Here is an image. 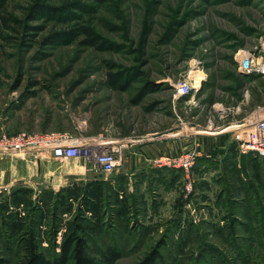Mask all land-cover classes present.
I'll return each mask as SVG.
<instances>
[{"label": "rangeland", "instance_id": "374dc122", "mask_svg": "<svg viewBox=\"0 0 264 264\" xmlns=\"http://www.w3.org/2000/svg\"><path fill=\"white\" fill-rule=\"evenodd\" d=\"M33 1L14 0L7 11L23 21ZM45 1L79 4L70 13L81 20L29 22L30 38L3 32L0 139L91 138L113 148L118 165L109 175L93 169L57 189L38 163L21 179L20 165L42 160L37 153L8 155L14 172L11 183L0 180V259L17 264L28 232L51 258L77 223L88 225L94 257L108 245L120 250L115 264H136L154 250L155 264H264V156L242 154L232 132H224L264 116V77L256 67L264 62V0ZM84 24L113 50L86 47L83 38L45 42ZM121 72L122 79L133 75L125 92L108 83V75ZM182 83L186 94L177 91ZM144 86L151 92L134 104ZM193 130L203 133L197 141L213 160L188 172L150 165L134 178L130 148L117 149L149 133L179 132L192 143ZM79 162L76 171L90 164Z\"/></svg>", "mask_w": 264, "mask_h": 264}, {"label": "trees", "instance_id": "16d2710c", "mask_svg": "<svg viewBox=\"0 0 264 264\" xmlns=\"http://www.w3.org/2000/svg\"><path fill=\"white\" fill-rule=\"evenodd\" d=\"M12 1L14 0H0V39H4L3 32L9 30L17 32V34H19L21 30L25 33L24 36H29L30 38L29 30H35V27L26 25L29 22H37L48 18L57 20L60 23H70L74 18H77L76 20H81L79 17L70 13V7L79 4L71 2L60 7H51L47 5L45 0H35L26 10L25 19L21 21L7 11L9 3ZM147 34L148 29L145 28L143 30L144 37ZM79 38H83L81 44L98 51H111L115 47L112 42L106 40L95 32L91 26L85 24L54 33L49 38L45 39V42L67 45L77 41ZM25 40L29 41V39H24V42H26ZM124 74L125 73L121 72L108 75V83L112 89L123 92L129 89L131 85L130 78L133 75L126 74L127 76L122 79ZM149 92H151V90L147 86L141 87L136 98L132 102H134V104L140 103L142 98ZM90 193L93 196V191H90ZM68 194L70 193L68 192ZM90 205H92V197H89L86 202L88 210H92ZM89 232L90 229L88 225L72 224L69 229L65 231L60 244L55 247L57 252L51 258L46 257L40 251L35 235L28 232L23 236L20 242L22 257L17 264H115L120 258V250L115 246L108 245L103 251L98 253V258L94 257L88 244ZM157 256L154 250L136 264H155ZM5 263V261L0 259V264Z\"/></svg>", "mask_w": 264, "mask_h": 264}, {"label": "built area", "instance_id": "2783aa9c", "mask_svg": "<svg viewBox=\"0 0 264 264\" xmlns=\"http://www.w3.org/2000/svg\"><path fill=\"white\" fill-rule=\"evenodd\" d=\"M257 72L264 77V62L256 64ZM186 83L178 86L179 94L188 93ZM259 113V112H258ZM251 122L234 126L232 136L242 154H257L264 156V116ZM37 153L39 156H51L57 160L82 158L89 162L93 169L106 175L113 173L118 165V159L113 148L104 147L95 140H84L80 143L70 141L67 136L56 134H26L14 137L2 136L0 153L25 154ZM198 153L187 152L173 155H162L150 159V165L156 168L183 170L188 172L196 164Z\"/></svg>", "mask_w": 264, "mask_h": 264}, {"label": "crops", "instance_id": "0c3cea01", "mask_svg": "<svg viewBox=\"0 0 264 264\" xmlns=\"http://www.w3.org/2000/svg\"><path fill=\"white\" fill-rule=\"evenodd\" d=\"M234 129V126L229 127L227 130H225V133H231ZM195 131V130H193ZM203 133L199 131H195L193 133H190L189 135L196 137L194 138L192 143L187 142V140H181L182 133L174 132L169 135L164 136H156V134H146L144 136L139 137L138 139H135L132 141L130 146H126L125 144L129 141H123L121 143H118L119 146L117 149H125L126 147L130 148L131 154L133 155V166H134V172L139 173H132L134 178L140 177L142 174V170H146L150 167V159L162 155H173L177 154L179 152L186 153V152H197L198 158L196 160L197 167L200 168L201 164H205L209 166L211 164V156H208L206 152L204 151V141L200 142L197 141L199 136H202ZM232 137V136H231ZM225 137H223L220 141V145L225 144ZM84 140H93L91 138H85ZM76 143H80L77 141H73ZM232 143H234L233 137H232ZM123 144V145H120ZM219 144V143H217ZM222 148V147H221ZM119 151V150H118ZM126 153V150H124ZM124 153V154H125ZM34 153L29 152L25 153L23 155H33ZM8 155L13 154H7V153H0V180L5 184H9L12 182L13 179V172H14V166H13V159L12 157L9 158ZM42 160L39 161L29 159L26 160L27 163H22L20 165V173H21V179H26L28 175V170L32 166H36L37 163L39 164L40 169L44 170L45 172L49 171V174L46 175L50 179V177L56 178L57 181H53V183H50V185L53 188H65L69 183L80 181L85 178V175L87 172L92 171L93 168L91 164L88 166L83 164L82 167L78 169V171L75 170L74 167H77V165L80 163L82 159L76 158V159H70V160H57L52 158L51 156H41ZM207 159V162H204L203 159ZM52 161H55L52 162ZM51 163V166H48V164ZM70 166V168L66 166ZM205 167V166H203ZM202 167V168H203ZM36 168V167H35ZM37 169V168H36ZM41 170V171H42ZM43 171V172H44ZM135 174V175H134ZM49 183V182H48Z\"/></svg>", "mask_w": 264, "mask_h": 264}]
</instances>
